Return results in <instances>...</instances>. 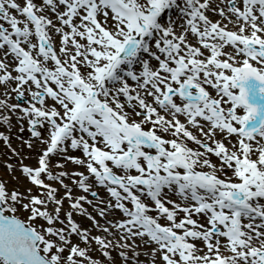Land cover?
Masks as SVG:
<instances>
[{"label":"snow or ice","instance_id":"6c2138e0","mask_svg":"<svg viewBox=\"0 0 264 264\" xmlns=\"http://www.w3.org/2000/svg\"><path fill=\"white\" fill-rule=\"evenodd\" d=\"M0 128V264H264V0H0Z\"/></svg>","mask_w":264,"mask_h":264},{"label":"bare ground","instance_id":"6f19581e","mask_svg":"<svg viewBox=\"0 0 264 264\" xmlns=\"http://www.w3.org/2000/svg\"><path fill=\"white\" fill-rule=\"evenodd\" d=\"M213 19H217L216 17H213ZM13 102H15V101H13ZM16 123V121H15V117H13V124H15ZM0 131H6L4 128H0ZM18 131V127L17 128H14L13 129V133H12V135H13V140H16V138H15V135H16V132ZM193 132H194V130H192ZM26 132V131H25ZM25 132L23 133V136L25 137V138H27V135L25 134ZM194 135H197V136H199L198 134H196V133H193ZM219 137H217V139H218ZM190 145H192L191 147H195L196 148V145L194 144V143H192V142H190L189 143ZM13 146L14 147H17L18 146V141L17 142H15L14 144H13ZM5 153H8V151H7V149H5L4 148V146L3 145H1L0 146V154H2V155H6ZM8 161V160H7ZM8 162H11V161H8ZM216 165H218L217 163H215ZM4 165V162L2 163L1 161H0V179H4V180H7L9 183H8V188L11 190V189H13V188H16V187H19L20 188V190L21 191H24L25 190V188H28V186H26V184H27V182L26 181H24V180H21L20 182H15V181H13L12 180V177L8 174V172H7V169L4 167L3 169H1V166H3ZM66 169L68 170L69 169V167L66 165ZM69 171V170H68ZM17 176H19L20 174H16ZM66 183H70V181H66ZM56 187H59V185H55ZM34 191H35V189H33ZM99 191V195L102 197V195H103V191L102 190H98ZM60 195H63V191L61 190V192H60ZM75 195V194H74ZM68 204H67V201H65V206H67ZM66 209V208H65ZM90 211H91V209H89ZM62 216H63V213L61 214ZM118 215V214H117ZM99 219V218H98ZM200 220L203 222V218H200ZM81 223V222H80ZM58 227H59V225H57ZM81 226L82 227H86V228H88V227H91V224L89 225L88 223H86L85 222V224L84 223H81ZM95 234H98V233H96V232H93V235H95ZM72 239H73V242L74 243H76V242H78V238L77 237H75V236H73L72 237ZM93 254H95V255H99V253L98 252H93L92 253V255ZM113 255H115V253H113ZM141 259H144V257H141Z\"/></svg>","mask_w":264,"mask_h":264},{"label":"rangeland","instance_id":"374dc122","mask_svg":"<svg viewBox=\"0 0 264 264\" xmlns=\"http://www.w3.org/2000/svg\"><path fill=\"white\" fill-rule=\"evenodd\" d=\"M25 127H27V126H25ZM15 142H17V140H14V143ZM13 143V144H14ZM1 144H3L2 142H0V145ZM6 155H0V158H2V160H4V161H7L8 159L7 158H9L10 156H11V153H5ZM76 155H79V153H75ZM26 163H29V164H32L33 166H35V160H31V161H26ZM70 168H74V166L73 165H70L69 166ZM1 168H3V166H1ZM21 191V190H20ZM33 193L34 194H38V190H35V191H33ZM91 198V197H90ZM19 215L21 216V218L23 219L25 216H26V214L25 213H19ZM101 223H103V222H101ZM97 258H99V257H97Z\"/></svg>","mask_w":264,"mask_h":264}]
</instances>
